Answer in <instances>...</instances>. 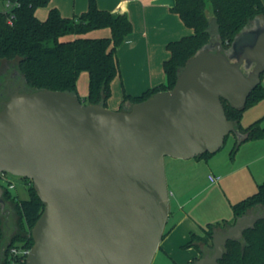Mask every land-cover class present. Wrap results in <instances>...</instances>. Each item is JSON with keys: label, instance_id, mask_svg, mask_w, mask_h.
<instances>
[{"label": "water", "instance_id": "95a60500", "mask_svg": "<svg viewBox=\"0 0 264 264\" xmlns=\"http://www.w3.org/2000/svg\"><path fill=\"white\" fill-rule=\"evenodd\" d=\"M253 21L227 48L204 44L170 89L123 109L13 87L0 108V172L31 180L43 202L25 264H151L169 214L164 156L214 153L228 134L243 138L222 100L243 108L260 84L264 24ZM263 218L264 208L236 217L194 264H217L227 240Z\"/></svg>", "mask_w": 264, "mask_h": 264}, {"label": "trees", "instance_id": "16d2710c", "mask_svg": "<svg viewBox=\"0 0 264 264\" xmlns=\"http://www.w3.org/2000/svg\"><path fill=\"white\" fill-rule=\"evenodd\" d=\"M6 1L14 4L10 11L0 10V66L4 60H16L26 91L61 90L78 96L83 103H100L106 106L111 93L110 83L118 73L116 47L132 30L127 13L101 9L95 0H88L86 10L70 18L63 17L56 7H51L47 16L39 19L35 10L46 6L49 0H0V3ZM174 1L171 10L178 14L190 32L167 42L169 56L162 63L165 81L139 95L123 94L119 109H123L127 102L140 101L156 91L170 89L188 58L212 41V24L222 47L227 48L246 24L256 16L264 17L261 0ZM102 27L109 28V36H81L89 30ZM81 71H86L88 75V90L83 97L79 96L76 88ZM261 100H264V85L261 83L249 93L243 108H232L222 100L226 117L236 122L237 129L243 135L242 139H237L234 135L231 155L241 142L264 137V126L260 118L245 126L240 123L244 109ZM207 153L195 157H202ZM2 187L3 198L6 203L13 205L18 220L16 230L7 238L4 219L0 213V264H16L21 257L12 254L10 249L31 247V228L41 213L43 202L32 185L27 188L26 199L16 197L5 184ZM230 207L232 220L209 222L201 227V234L190 232L183 247L194 246L199 254L186 264H194L203 255L200 243L205 251L212 248L211 235L214 232L224 231L238 216L264 208V180L258 183L253 193L230 203ZM166 232L167 229L163 231L162 237ZM21 263L24 264L23 261ZM217 264H264V218L245 228L241 238L227 240Z\"/></svg>", "mask_w": 264, "mask_h": 264}, {"label": "rangeland", "instance_id": "374dc122", "mask_svg": "<svg viewBox=\"0 0 264 264\" xmlns=\"http://www.w3.org/2000/svg\"><path fill=\"white\" fill-rule=\"evenodd\" d=\"M0 10H6V6L2 3H0ZM43 13L44 11H41V14ZM211 27L212 42L219 41L214 25L212 24ZM85 74L87 76L86 72ZM260 83L264 85V72ZM15 86L20 90H26L23 77L17 70L16 60H4L0 66V107L2 106L1 101L6 100L9 95L7 88L10 87L11 89ZM76 88L80 97L85 96L88 90V77L83 79L82 75H78ZM257 118H260L261 124L264 126V100L245 108L240 123L245 126ZM233 139V134H228L216 152L196 157L200 160L195 159V157L183 159L169 155L164 156L169 212L175 210L178 216L186 213L192 222L200 223L202 226L209 222H220L222 219H233L230 203L253 193L257 189L256 181L264 180V152L253 156V160L245 163L244 166L241 164L244 158L243 155L241 156V149L235 151L233 155L230 153ZM229 168L231 173L223 176V172ZM210 171L222 173L221 179L217 182H210L207 178ZM242 174H245V178H249L252 184V190L244 196L239 194V185L243 179ZM7 176L14 184V188L10 190L11 193L19 199H26L28 197L27 188L32 185L31 180L10 173H7ZM6 207L8 212L2 216L6 237L9 238L16 230L18 214L11 203L7 202ZM187 249L188 247L182 246L179 252L168 255L158 248L151 264H186L192 257L191 252ZM211 252L212 248L206 249L203 255Z\"/></svg>", "mask_w": 264, "mask_h": 264}, {"label": "crops", "instance_id": "0c3cea01", "mask_svg": "<svg viewBox=\"0 0 264 264\" xmlns=\"http://www.w3.org/2000/svg\"><path fill=\"white\" fill-rule=\"evenodd\" d=\"M95 1L101 9L127 13L132 23L131 32L116 47L118 73L110 83L111 93L106 100L107 107L119 109L123 94L139 95L144 90L162 84L165 81L162 63L169 56L166 44L170 40L178 39L188 34L190 29L182 22L178 14L171 10L172 6L167 4L153 3V0ZM261 1L264 5V0ZM87 4L88 0H49L46 6L38 7L35 10V15L39 19H44L49 8L56 7L63 17L70 18L85 11ZM41 11H44V13L41 14ZM109 35V28L102 27L89 30L81 36L103 37ZM85 72L81 71L79 73L83 79L88 77ZM124 105L126 106V103ZM239 149L242 151L241 156H244L241 164L245 166V163L253 160V156L264 152V137L245 140L240 143L236 151H239ZM195 159L199 158L195 157ZM209 173L222 174L214 171ZM229 173H231L230 168L223 172V176ZM242 176L243 179L239 185L240 196H244V194H248L252 190L251 180L249 181V178H245V174H242ZM259 182L256 181V185ZM201 227L200 223L192 222L186 213L178 216L175 210H170L166 221L167 232L161 238L158 248L168 255L179 252L188 241L190 232L201 234ZM199 248L202 251L205 250L201 243ZM187 251L192 254L191 260L199 254V251L194 246L188 247Z\"/></svg>", "mask_w": 264, "mask_h": 264}, {"label": "built area", "instance_id": "2783aa9c", "mask_svg": "<svg viewBox=\"0 0 264 264\" xmlns=\"http://www.w3.org/2000/svg\"><path fill=\"white\" fill-rule=\"evenodd\" d=\"M6 6V10L10 11V9L13 6V2L10 1H6L5 3H3ZM207 178L210 182H217L221 179V175L220 174H214V173H209L207 175ZM5 184L8 188L12 189L14 188V184L12 182V180L7 176V172H0V184ZM1 184V185H2ZM11 253L20 256L21 258L18 260V262L16 264H22L21 262L23 261L25 264V258L26 255L29 251V248H17V247H12L11 249Z\"/></svg>", "mask_w": 264, "mask_h": 264}, {"label": "flooded vegetation", "instance_id": "af4514ba", "mask_svg": "<svg viewBox=\"0 0 264 264\" xmlns=\"http://www.w3.org/2000/svg\"><path fill=\"white\" fill-rule=\"evenodd\" d=\"M258 24H260V25H263V24H264V17H263V16H259ZM250 25L254 27V26L256 25V22L252 20V21L250 22ZM211 43H214V42L211 41ZM212 49L215 50V45L213 46ZM12 89H13V88L10 89V87H8V88H7V91L10 92ZM1 103H2V101H1ZM218 232H219V233H223L224 231H223V230H220V231H218Z\"/></svg>", "mask_w": 264, "mask_h": 264}]
</instances>
